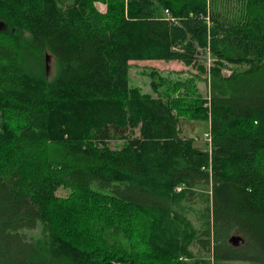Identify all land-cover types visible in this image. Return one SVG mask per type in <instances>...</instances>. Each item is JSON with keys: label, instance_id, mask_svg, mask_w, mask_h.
<instances>
[{"label": "trees", "instance_id": "16d2710c", "mask_svg": "<svg viewBox=\"0 0 264 264\" xmlns=\"http://www.w3.org/2000/svg\"><path fill=\"white\" fill-rule=\"evenodd\" d=\"M224 1L0 0V264H204L195 244L264 264V0ZM133 61L197 67L211 93L143 94Z\"/></svg>", "mask_w": 264, "mask_h": 264}, {"label": "rangeland", "instance_id": "374dc122", "mask_svg": "<svg viewBox=\"0 0 264 264\" xmlns=\"http://www.w3.org/2000/svg\"><path fill=\"white\" fill-rule=\"evenodd\" d=\"M223 4H227L226 1L223 0ZM231 8L235 9L236 5H230ZM98 8L101 11H105V7L101 4H98ZM204 63V60H202ZM209 65L212 63L211 60L208 61ZM208 64V63H207ZM214 65V62L212 63V66ZM56 70V64L53 59H48V73L49 76H54ZM231 70L225 69L224 74L228 75L231 74ZM161 76L167 77L170 79L175 78H188V77H194L196 79H200L198 87L201 90L202 93H205L206 95H210V88L209 85V78L207 75H202V73L199 71L197 67H189L185 65L182 62L179 61H133L131 62V70H130V79L132 86L138 88L143 94L149 95V96H155V86H158L160 84V78ZM181 128L183 130V135L196 138V146L202 149H206L208 146V141L206 140L207 134L210 131L209 123L205 121H191L187 119H183L181 121ZM117 145H121V143H117ZM115 147V145L113 144ZM202 191L197 190V193L195 197L191 202L192 209L189 213V218L193 221V223L199 227V211L204 209V205L201 203L203 202L200 195ZM59 194L61 197H67L68 191L61 189L59 191ZM209 203V202H208ZM211 206V205H210ZM27 240L29 241H36L43 237V229L41 226L36 228L33 231H26ZM233 236H240L244 238L240 232L234 231L231 233L228 237V241ZM245 244V242H244ZM243 244V245H244ZM192 251L194 252V259L196 261H202L206 260L204 264H212V259L208 258L209 253L207 251L203 250V248L200 247V245L195 244L192 248ZM188 263L192 264V261L189 259ZM236 264H255L254 262H242L238 261L235 262Z\"/></svg>", "mask_w": 264, "mask_h": 264}, {"label": "bare ground", "instance_id": "6f19581e", "mask_svg": "<svg viewBox=\"0 0 264 264\" xmlns=\"http://www.w3.org/2000/svg\"><path fill=\"white\" fill-rule=\"evenodd\" d=\"M5 66V65H4ZM6 67V66H5ZM1 70V69H0ZM26 77V76H25ZM24 77V78H25ZM26 80V79H25ZM29 80V79H28ZM31 80V79H30ZM29 80V81H30ZM27 83H28V81H27ZM25 84V83H24ZM15 85V84H14ZM24 92V91H23ZM22 93V92H21ZM120 93V92H119ZM132 96H136V95H132ZM131 96V97H132ZM154 99V98H153ZM145 102V101H144ZM130 103V102H129ZM136 103V102H135ZM152 103V102H151ZM141 105H139V106H142V103H140ZM130 105V104H129ZM133 107V106H132ZM135 107H136V105H135ZM140 108H142V107H140ZM133 109V108H132ZM137 110V109H136ZM142 110L144 111V109L142 108ZM145 112H147V111H145ZM136 113V112H135ZM143 113V112H142ZM144 115V114H143ZM150 115V114H149ZM155 115V114H154ZM153 114H151V116H154ZM143 117V116H142ZM148 117V116H147ZM147 117H145V118H147ZM153 119V118H152ZM148 120V119H147ZM33 131V130H32ZM207 152V151H206ZM212 152V151H211ZM208 156V155H207ZM206 163V162H205ZM209 165V164H208ZM206 172H208V171H206ZM59 202V201H58ZM66 202H67V200H66ZM66 204V203H65ZM71 205H73V204H71ZM62 206V205H61ZM67 206H69V205H67ZM56 207V206H55ZM72 206H70V208H71ZM58 208V207H57ZM63 210H64V206H63V208H62ZM60 210V209H59ZM55 211V210H54ZM60 212V211H59ZM54 213H57V212H54ZM53 213V214H54ZM67 213V212H66ZM69 214H70V212H69ZM58 215V214H57ZM61 216V215H60ZM56 217H58V216H56ZM69 217V216H68ZM143 218V217H142ZM144 219H146V217L144 218ZM143 219V220H144ZM149 219V218H148ZM147 219V220H148ZM134 220H135V218H134ZM134 220H133V222H134ZM151 220V219H150ZM69 221V220H68ZM138 220H136V222H137ZM147 224H148V222H146ZM134 224H136L135 222H134ZM140 223L138 222V225H139ZM143 224V223H142ZM141 224V225H142ZM144 226V225H143ZM133 227H135V226H133ZM234 237H237V236H233L231 239H230V241H229V244L231 245V246H234V247H240V246H242L243 244H241V245H235L234 243H232L231 241L234 239ZM240 237V236H239ZM242 238V237H241ZM110 263V262H109Z\"/></svg>", "mask_w": 264, "mask_h": 264}, {"label": "water", "instance_id": "95a60500", "mask_svg": "<svg viewBox=\"0 0 264 264\" xmlns=\"http://www.w3.org/2000/svg\"><path fill=\"white\" fill-rule=\"evenodd\" d=\"M49 59V57H48ZM232 243H234L235 245H241L245 242V240L239 236L234 237V239L231 241Z\"/></svg>", "mask_w": 264, "mask_h": 264}, {"label": "built area", "instance_id": "2783aa9c", "mask_svg": "<svg viewBox=\"0 0 264 264\" xmlns=\"http://www.w3.org/2000/svg\"><path fill=\"white\" fill-rule=\"evenodd\" d=\"M167 14H168V15L170 14L169 11H167Z\"/></svg>", "mask_w": 264, "mask_h": 264}]
</instances>
